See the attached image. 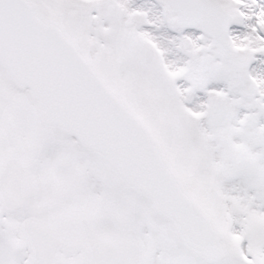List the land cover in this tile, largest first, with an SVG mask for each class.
<instances>
[{"label": "snow or ice", "instance_id": "6c2138e0", "mask_svg": "<svg viewBox=\"0 0 264 264\" xmlns=\"http://www.w3.org/2000/svg\"><path fill=\"white\" fill-rule=\"evenodd\" d=\"M0 264H264V0H0Z\"/></svg>", "mask_w": 264, "mask_h": 264}]
</instances>
